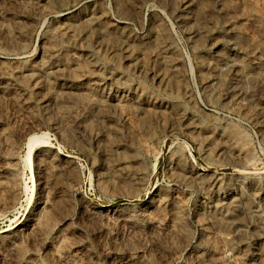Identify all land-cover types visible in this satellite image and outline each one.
<instances>
[{
    "label": "rangeland",
    "instance_id": "obj_1",
    "mask_svg": "<svg viewBox=\"0 0 264 264\" xmlns=\"http://www.w3.org/2000/svg\"><path fill=\"white\" fill-rule=\"evenodd\" d=\"M0 264H264V0H0Z\"/></svg>",
    "mask_w": 264,
    "mask_h": 264
},
{
    "label": "bare ground",
    "instance_id": "obj_2",
    "mask_svg": "<svg viewBox=\"0 0 264 264\" xmlns=\"http://www.w3.org/2000/svg\"><path fill=\"white\" fill-rule=\"evenodd\" d=\"M34 142L36 144V141L34 140V138L33 137H30L28 139V142H27V145H26V147H27L26 163H27L29 169H31V170H32L31 153H32L33 146L35 145V144H33ZM196 175H197V172H196Z\"/></svg>",
    "mask_w": 264,
    "mask_h": 264
}]
</instances>
